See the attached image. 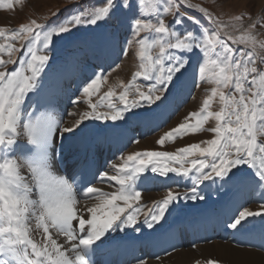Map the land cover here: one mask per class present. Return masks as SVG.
<instances>
[{"label":"snow or ice","instance_id":"snow-or-ice-1","mask_svg":"<svg viewBox=\"0 0 264 264\" xmlns=\"http://www.w3.org/2000/svg\"><path fill=\"white\" fill-rule=\"evenodd\" d=\"M69 2L74 8L54 24L32 19L19 28L0 27V264H93L98 242L109 233L154 229L178 201H203V190L198 189L210 186L205 182L219 180L264 190V40H258L254 31L264 27V21L254 20L245 27L244 16L236 15L239 27L232 25L234 31L229 32V25L192 0ZM13 8V0H0V9ZM191 11L199 12L208 24ZM116 16L127 24L120 55L128 56L135 44L132 55L138 58L137 69L127 83L120 80L103 94L110 73H93L79 90L88 110L69 113L77 119L65 127L39 99L51 59L47 53L55 38L74 29L99 27ZM189 73L197 87L200 82L213 85L210 94L199 111L189 113L156 143L164 147L166 142L205 130L214 134L212 139L175 151L121 155V162L111 165L113 174L104 171L94 177L114 182L113 191L93 186L86 175L77 183L75 170L68 174L54 170L62 156L55 151L54 141L63 146L65 134L75 135L86 121H124L141 107L159 108L167 99L165 94L180 87ZM138 80L148 83L142 87ZM94 97H98L95 102ZM217 99L221 107L212 111ZM79 102L78 97L73 104ZM210 120L215 125L206 129ZM147 173L188 178L190 191L169 188L165 198L142 208L138 189L148 179ZM260 198L264 200V192ZM89 200L95 202L88 206ZM250 217L264 219V204L252 211L237 203L227 226L244 232ZM54 237H63L64 243ZM207 264L220 262L210 259Z\"/></svg>","mask_w":264,"mask_h":264},{"label":"rangeland","instance_id":"rangeland-1","mask_svg":"<svg viewBox=\"0 0 264 264\" xmlns=\"http://www.w3.org/2000/svg\"><path fill=\"white\" fill-rule=\"evenodd\" d=\"M13 2H14V8L13 9H11V10L0 9V27H6L9 29L19 28V26L22 24L30 23V21L32 19H36L38 23H42V24H48L47 21L52 20L53 24H54L55 22H59V21L63 20L66 16L69 15L70 10H72L74 8V4L70 3L69 0H22L21 3H16L15 0H13ZM80 2L83 3L84 0H80ZM192 3L199 4L202 7L207 8L209 11H211L213 13L214 16L218 17L221 22L229 25V27L227 28V31H229V32L234 31L232 25H236L237 27H239L240 22L234 20V17L236 15H243L244 16L243 25L245 27L254 20L264 21V0H192ZM181 10L183 11L184 9L182 8ZM191 14L194 16H197L198 18H201L203 23H205L206 25L208 24V21L203 20V17H201L199 12L191 11ZM167 19L171 20L172 18L168 17ZM120 23H124L123 19L119 16H116V17H112L107 22L102 23L99 27H87V28L74 29L71 34H64L63 37L54 39L53 45L58 46V45L68 43V40H76L77 41L80 39H83L85 42L88 43L89 36L91 34H95V35L106 34L112 29V27H114L115 25H118ZM254 31L257 35L258 40H264V27L258 26ZM125 33L123 35H121V40H119V38H117V36L113 33L108 35V40H109L108 44L109 45H105V49H107L109 51L111 50L112 52L114 50L117 53H121L122 52V42L124 40ZM234 34L239 35V32H234ZM74 43H79V42H74ZM61 47L63 49H66V46H61ZM240 47H243V46H240ZM92 48L93 47L88 46V45L77 47L76 51L74 53H72V55L69 57L70 58L69 63L59 62L60 61L59 59H62L64 61H67L69 59L67 57V55L69 53H65L64 55H66V56L63 57V54L60 53L61 49L58 51V49L51 47V51H49L47 53L48 55H50L51 59L49 61L48 67L46 68V71L42 77L43 93L41 94L39 99H40L41 105H43L46 109H48L47 107H48V103H49L50 99L56 98L57 102H59L60 105L58 107L53 108V109L56 113L61 114V119L64 122V126H66L67 123L70 120H72V118H77L75 116L69 115V113H72L73 111L80 112V111L88 110L86 102H85L86 98H84L79 91L82 83L88 80V78L86 77L85 71H87L90 75H93V73H99L100 69L102 67H105L106 64H103V63H105V62H103V60H110L112 62V59H110V56H114V54L111 51H110V53H108L107 57L102 52V53H99L98 56L95 55L94 58H93V56H90V58H89L90 60L84 61V58L86 56L89 57V55L91 53H93L92 51H90V53L87 52V50L92 49ZM65 51H68V50H65ZM132 52L133 51L130 50L129 55L126 56L125 58L123 57L124 61L122 63H121V61H122L121 57L115 59V61L111 65L110 70L108 72H106V73H110V74L108 75L107 83L102 85L103 86L102 90H104V91L108 90L110 85H115L120 80H123L125 83H127L130 80L131 73H132V64L134 63V56L132 55ZM17 55H20V54L18 53ZM93 59L99 60L98 65L95 68H93V64H92L93 61H91ZM57 62H59L58 64L60 66L58 64L51 66L52 64H56ZM196 63L197 62H193V64H196ZM107 64L109 65V63H107ZM117 64H119L118 68H116ZM50 66H51V68H49ZM79 66H80V68H79ZM8 67H9V69H11V68H14L15 65H9ZM55 67H57V70L59 68V73L57 72L58 73L57 75L54 74V72L56 71ZM71 67H74L75 71ZM62 69H68V72H66L65 74H62L60 72ZM113 69H115V70H113ZM89 74H87V75H89ZM68 78H70L69 81H68ZM59 80H60V82H59ZM186 80H188V81L192 80L193 81L194 85H193L191 91L187 94V96L183 100L180 99L176 103H174L173 107L170 111L164 113V114H167V118L164 120H161V122L163 124L160 125L158 128H154L150 133L145 132L143 134L141 131L142 128L137 127V123L132 124L131 123L132 117L128 116V114H127L126 119H129L130 123L132 124V126L134 125V127L131 128V124L130 123L128 124L126 122V119L124 120L123 124H125V125H124L123 132L127 136L126 139H123V143H125V147L122 149V151L120 153H118L116 155L114 154V151H112L111 152L112 154L107 159V165L104 168V170H103V165L100 164V166H101L100 172L108 171L109 174H113V169H112L111 165L114 163L115 164L120 163L121 161H120L119 157L121 155H127L128 153H131V152L143 151V150L175 151L176 149L184 147L188 144L206 141L208 139L213 138L214 134L210 131L205 130V131H202V132H199L196 134H188V135L184 136L183 138H177L175 140V142H166L164 147H160L156 143V141L165 132L169 131L172 128H175L177 125L184 122L185 117H188L189 113L199 111L198 109H200V107L202 106L203 99L206 98V96L210 94V92L206 93V92L202 91L201 89L206 88L205 86H207V87L211 86L212 87L213 85H210L206 82H200L199 86L197 87V82H196V80H194L192 78L191 73H189ZM138 83H140L139 80H138ZM140 84L143 87V85H145L146 83L141 82ZM59 86L63 87V89L60 90L61 91V93L59 94L60 96L59 95L57 96V95H55V93H56L55 89ZM189 89H188V91H189ZM116 91L119 92V91H121V89L116 88ZM43 96L44 97L48 96L47 99H49V100H47L46 98L44 100ZM78 97L80 98V102L78 104H73V101L76 100ZM42 98H43V100H42ZM97 99H98V97H94L93 101L95 102ZM130 99H131V97H130ZM166 101L167 100H165L164 103L161 104L160 107L158 108V110H159L158 114H160L161 110L162 109L164 110V108L166 107ZM49 106H50V103H49ZM220 107H221V105L219 104L218 99H217V101L213 102V104L211 106V110L212 111H218ZM169 108H171V107H169ZM146 110H148V108L141 107V108L135 110V113L144 114V112ZM99 122H102L106 125L108 124V122H104V121H91V122L86 121L85 124L80 126V128L77 130V132H79L80 129L84 130V128L87 126L92 127L91 126V124H92V125L96 126L98 132L102 133L103 131H102V128H101V125ZM214 125H215V121L210 120L205 125V128L206 129L211 128V127H214ZM144 130H146V129H144ZM93 132H94V130H93ZM69 137H68V139H69ZM70 139L74 140L75 135H72L70 137ZM137 140L139 141V143L135 142ZM64 147H66V145H64ZM92 147H93V151L96 152L94 146H92ZM89 148L92 150L91 147H89ZM73 152H76V151H73ZM97 153L98 154L94 158L96 160L99 159L100 157H103V155L105 153H108V150H105V151L103 150L102 153H99V152H97ZM69 157H71V156H69ZM69 157H67V159ZM91 162H93V160ZM95 165L98 166L97 164H95ZM93 166H94V164H93ZM77 168H78L77 171H79L80 168L79 167H77ZM149 174L150 173H147L148 179L146 180L147 182L145 181L143 183V185L149 186L151 183V185L149 187L150 190L146 192V191L142 190L141 188L138 189V190L142 191L141 202L148 200L151 204L154 201L162 200L163 198H165L169 188L173 189L174 191H180V192L190 191L191 181L188 178L181 179L179 177L174 176L171 173L169 174V176L167 178L156 176L152 173H151L152 175H149ZM96 175L97 174L93 175V173L88 172V179L93 180V178ZM83 176L84 175H82L81 177H83ZM81 177L79 178V180L81 179ZM76 181L78 182V179H76ZM105 182H106V184H104L102 182V180H93V186L96 187V186L102 184L103 189L114 190V188H115L114 182H107V180H105ZM205 183L210 185V186L205 187V185H200L198 190H201V189L204 190V188H205L208 191V192L203 191V195L205 196V199L203 201L206 202L207 204H209L211 201L217 200L216 197L218 195V192L224 193L225 196L228 198H230V197L232 198L233 202H231L227 206V209L229 211H231L235 208L236 203H241L240 199H243V198H245L247 200L243 204H246L250 208V210H252V211L259 210L260 205L264 204V200H262L260 198L261 193L264 192V190H262V189H258V188L253 189V188L246 186L244 184H225L223 181H219V180H217V182L215 184H212L211 182H205ZM242 190L244 193L243 195L238 193L239 191H242ZM247 190L249 191V194H245ZM209 191H211V192H209ZM235 196H238V197H235ZM203 201H201V200H197V201L180 200L176 204L173 205V208L178 207L179 209H184L186 205H191V206H194L195 204L199 205ZM148 206H151V205H148ZM200 207L201 206L189 209L188 210L189 212L187 213V215L192 210H193L192 213H194V211ZM142 208H145V207H142ZM176 208H174L175 211H176ZM169 211H170V214H166V217L169 220H171V214L173 213V211H172V209H170ZM176 212L178 213L181 211H176ZM214 214H215V212H213V219H215ZM193 215H194V218L196 217V219H197L199 216L202 215V213L197 212L196 216H195V214H193ZM220 218L225 220L227 217L222 216ZM260 218L261 217H250L248 219V221L254 222ZM184 223L186 224L187 227H190L194 224V221L193 222L184 221L183 224ZM213 223L216 225L220 224L219 222L216 223L215 220ZM255 226H258V228L263 227V229H264V220H261L259 223L255 224L254 226H249V227L245 226L246 231H251L253 228H255ZM210 227H212V225ZM147 231H145L143 233H146ZM233 232L236 233L235 234L236 236H234V238L232 240H231L232 235L230 234L229 239L223 238V240H220L219 238L214 237L208 243H207V240L203 241L206 244H199L197 242L198 244L196 246H194V243H196V242H194L193 239H189V244L186 247L182 248V250L180 252H179L178 248L177 249L174 248V247H176V244L178 242L176 240L177 242L172 244V246H174L172 250H176V251L170 256H168V254H166L167 255L166 258H161L157 261L168 260L169 263L177 264L178 260L175 261V259L178 256H173L176 253H181L184 251L190 252L191 250H195L198 246H201V248H204L205 246H207L209 244H215V243H218L219 241H223L220 243L227 244V245L231 244L233 241L236 244L235 246H237V247L247 246L246 241L245 242H239L238 239L243 237V236H247L248 234L234 230V229H233ZM164 233H165L164 234L165 237H167V239H166L167 242H165V243H168L169 239L172 241L173 240L172 238L175 239V236L177 235L176 230L174 232L172 230V233H170V234H167L166 232H164ZM214 235H216V234H214ZM257 237H258L257 239L260 240V237L259 236H257ZM163 239H164V237H163ZM153 243H154V241L153 242L150 241V245L154 246L152 248H156L157 246H159V245L155 246ZM180 246H182L181 242H178V247H180ZM230 246H233V245L231 244ZM256 249L259 251L263 250L264 246L258 244V242H257ZM149 253L150 252L148 250H146V252H142V250H139L137 252V254L139 256L143 257V260H148L147 264H149L150 262L152 264L153 262H156V261L154 260V258L151 255L147 256V255H149ZM193 253L196 255V258H189L188 260H186V258H185V260H183L184 262L182 261L181 264H196V261H200L201 264H207V261L210 259L218 260L220 262V264H232L231 261L229 262L222 257H217L216 255H212L211 257H209V256L204 257L202 255V257H199L201 254L200 252L198 253V252L194 251ZM150 254H152V253H150ZM130 256H133V253H131ZM160 256H162V255H160ZM171 257H173V258L170 259ZM179 257H181L183 259L182 256H179ZM133 258H135V257L133 256ZM137 260H139V258ZM156 263H158V262H156Z\"/></svg>","mask_w":264,"mask_h":264},{"label":"bare ground","instance_id":"bare-ground-1","mask_svg":"<svg viewBox=\"0 0 264 264\" xmlns=\"http://www.w3.org/2000/svg\"><path fill=\"white\" fill-rule=\"evenodd\" d=\"M71 68L74 70V67H71ZM79 68H80V66H79ZM57 72L59 73V68H58V70L56 69L54 74L57 75L58 74ZM60 72L62 74H65L66 72H68V69H62ZM62 89H63V87H61V86L57 87L55 89L56 90L55 95L58 96L61 93L60 90H62ZM43 98L45 100V98L47 99L48 96L47 97L43 96ZM43 98H42V100H43ZM47 100H49V99H47ZM49 103H50V106H49ZM49 103H48V107H47L48 109L47 110L52 112L54 115L58 116L59 118H61V114L56 113L54 111V109H53V108L58 107L60 105V103L57 102L56 98H51ZM76 119L77 118H72V120H70L65 127L71 126L72 123ZM77 130H76V133H75V139L74 140L70 139L72 134H65L66 137H69V136L70 137H69V139H67L63 143V146H61L60 141H54L55 151L59 152V153H62L61 158L54 164V170L57 171V173H59V174H68V173L73 172V170H75V171L78 170L77 163H79V161L81 160V157L85 154V150L84 149L87 146V144H88V146L90 145L89 147L92 148V150H91L92 151L91 160L93 158H95L96 155H97V152H94L93 151V147L91 146V139H92V135H93L92 134L93 130H89V131L86 130L85 131V130H81L80 129L79 132H77ZM81 140L84 141L85 144H86L83 147L84 149L83 148H81V149L79 148V152L76 155H74L75 152H73L74 154L72 155L73 148ZM64 145H66V147H64ZM71 155L73 156L72 160L71 161H67L68 160L67 157H69ZM100 171H101V166L100 165H98V166L94 165L90 170H88V172L89 173H93V175L100 173ZM86 175L88 176V174H86ZM84 176L81 177L80 180H82L84 178ZM80 180L78 179V182L77 181L76 182L79 183ZM101 189H103V188H101ZM103 190H105V191H113L111 189H103ZM94 202L95 201H93V200H89L87 202L88 206H91ZM79 207L83 208V203H81V205H79ZM192 211L186 216V218H185V216H183V220L184 221L193 222L192 221L193 218H194L193 214H195V216H196L197 212H199V211H200V213L205 212V209L201 206L200 208H197L194 211V213H192ZM85 218H88L86 213H85ZM140 219L142 220L143 216H141ZM219 223L221 224V222H219ZM161 225H157L154 229H149V230L147 229L148 231L145 230L147 232L143 234V238L142 239H145V242H144L143 245H141L139 242H137V243L136 242H131V238L134 235L138 234L140 228H138L136 231H133L132 228H126V229H124L122 231H116V232L109 233L103 239L102 242H98L99 247L95 249V253L92 256L93 264H127L129 262L130 263H134L138 258L137 257L133 258V256H130L132 251L134 252L136 249L143 248V246H145V248L148 247V246H151L149 239H153V241H154L153 244L155 246L159 245L161 243V241H163L164 239L165 240L167 239V237H165V235H164L165 234L164 232H166L167 234H170V233H172V230H173V232L175 230L177 231V227H178V224H176L172 220H169L167 217L165 218V221L161 222ZM145 231H143V232H145ZM243 233H247L248 235L239 238L238 241L239 242H245L246 241L247 246H244V247H242V246L241 247L230 246L231 244L227 245V244H223V243L218 242V243H215V244H209V245L205 246L204 248H201V246H198L195 250H191L190 252H185L184 251L185 253L184 252L176 253L173 256H178L175 259V261L178 260L177 264H181V262L183 260H185V258H186V260H188L189 258H196V255L193 253L194 251H196L198 253L199 252L201 253L199 257H202V255L204 257L205 256L206 257L207 256L211 257L212 255H216L217 257H222V258H224L225 260H227L229 262L231 261L232 264H264V251H263L264 249L260 250V251L256 249L257 242L258 241H264V229H263V227L258 228V226H255V228H253L251 231H245ZM257 236H259L260 239L262 238V240L257 239L258 238ZM163 237H164V239H163ZM54 238H57L58 242L64 243V238L63 237H54ZM37 239H39L38 236H37ZM172 239H174V238H172ZM117 240H120V242H122V244H119V246H118L115 243V241H117ZM176 242H172V244H174ZM177 244H178V242H177ZM177 244H176V246H178ZM114 246L119 247V248L122 247V248H120L117 251H110V248H112ZM174 248H176V247H174ZM98 251H104L103 255H96ZM179 256H182L183 259L181 257H179ZM172 258L173 257H171L170 259H172ZM156 262H158V263H156ZM156 262H153L152 264H168L169 263L168 260H166V261H156ZM149 264H151V262ZM169 264H172V263H169Z\"/></svg>","mask_w":264,"mask_h":264}]
</instances>
